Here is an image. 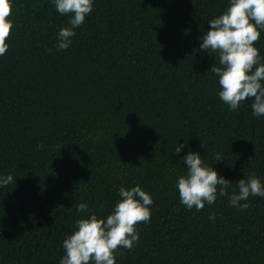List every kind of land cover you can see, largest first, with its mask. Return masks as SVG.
<instances>
[{
	"label": "trees",
	"instance_id": "16d2710c",
	"mask_svg": "<svg viewBox=\"0 0 264 264\" xmlns=\"http://www.w3.org/2000/svg\"><path fill=\"white\" fill-rule=\"evenodd\" d=\"M10 3L0 176L15 183L0 187V264H59L75 221L89 215L76 205L106 219L119 187L137 185L153 200L150 222L116 264H264V198L249 197L246 211L226 197L189 211L176 186L189 151L229 191L249 173L264 184V116L252 115V99L229 110L207 72L218 57L199 50L229 0H93L61 51L69 16L53 0ZM254 47L264 58V31Z\"/></svg>",
	"mask_w": 264,
	"mask_h": 264
},
{
	"label": "clouds",
	"instance_id": "9594fccd",
	"mask_svg": "<svg viewBox=\"0 0 264 264\" xmlns=\"http://www.w3.org/2000/svg\"><path fill=\"white\" fill-rule=\"evenodd\" d=\"M53 3L58 13L69 16L70 27L60 29L56 45L57 51L67 50L75 29L93 10V0H53ZM11 14L10 0H0V56L8 51L6 40L13 28L8 20ZM207 23L209 30L202 36L199 50L218 57L219 66L213 63L207 72L218 77L219 99L230 111L252 99V115L264 116V58L254 47L264 31V0H229L224 13ZM186 146V142L176 146L174 153L179 155ZM42 147L38 145V150ZM214 158L217 162L223 160L219 153ZM183 164L186 174L178 178L176 186L180 203L189 211L195 208L199 212L205 204H214L218 197H226L230 207L246 211L250 207L249 197L264 198V184L255 173H249L247 179L235 183L236 189L229 191L233 183L206 166L198 153L189 151ZM12 183L15 181L11 174L0 176V187ZM118 195L121 199L106 219L98 218L86 203L76 205L77 213L89 215L75 221L76 230L63 241L64 255L59 264H116V256L123 254L120 249L132 251L138 245L137 225L150 222L153 200L139 185L130 189L121 186ZM209 219L215 220V214H210Z\"/></svg>",
	"mask_w": 264,
	"mask_h": 264
}]
</instances>
